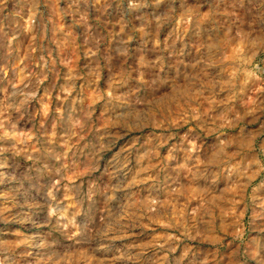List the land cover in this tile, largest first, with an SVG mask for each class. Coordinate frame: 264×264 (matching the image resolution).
Segmentation results:
<instances>
[{
	"label": "rangeland",
	"instance_id": "obj_1",
	"mask_svg": "<svg viewBox=\"0 0 264 264\" xmlns=\"http://www.w3.org/2000/svg\"><path fill=\"white\" fill-rule=\"evenodd\" d=\"M0 264H264V0H0Z\"/></svg>",
	"mask_w": 264,
	"mask_h": 264
}]
</instances>
